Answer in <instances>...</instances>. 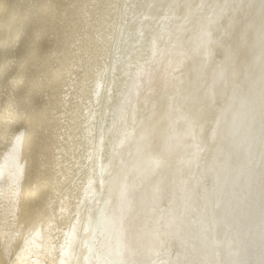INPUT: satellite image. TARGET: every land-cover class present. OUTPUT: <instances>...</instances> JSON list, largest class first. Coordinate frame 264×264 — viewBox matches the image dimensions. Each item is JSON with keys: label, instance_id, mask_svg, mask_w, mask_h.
Returning <instances> with one entry per match:
<instances>
[{"label": "bare ground", "instance_id": "obj_1", "mask_svg": "<svg viewBox=\"0 0 264 264\" xmlns=\"http://www.w3.org/2000/svg\"><path fill=\"white\" fill-rule=\"evenodd\" d=\"M0 264H264V0H0Z\"/></svg>", "mask_w": 264, "mask_h": 264}]
</instances>
